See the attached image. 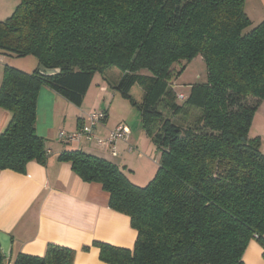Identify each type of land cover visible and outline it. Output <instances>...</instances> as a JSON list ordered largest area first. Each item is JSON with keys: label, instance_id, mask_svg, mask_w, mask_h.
Wrapping results in <instances>:
<instances>
[{"label": "trees", "instance_id": "obj_1", "mask_svg": "<svg viewBox=\"0 0 264 264\" xmlns=\"http://www.w3.org/2000/svg\"><path fill=\"white\" fill-rule=\"evenodd\" d=\"M245 0H18L0 21V55L36 59L41 76L3 66L0 171L45 165L35 131L42 86L79 107L95 74L117 69V92L143 91L144 133L159 152L143 187L120 169L80 150L58 156L83 182L108 194L127 216L132 249L96 243L105 264H243L250 241L264 259V145L250 135L264 100V21L253 25ZM201 57L206 80L177 100L174 78ZM88 247H84L86 251ZM75 251L48 245L42 257L18 254L0 264H75Z\"/></svg>", "mask_w": 264, "mask_h": 264}, {"label": "crops", "instance_id": "obj_2", "mask_svg": "<svg viewBox=\"0 0 264 264\" xmlns=\"http://www.w3.org/2000/svg\"><path fill=\"white\" fill-rule=\"evenodd\" d=\"M244 11L253 25L259 24L264 21V0H245ZM5 60L15 62L13 57L0 55V66ZM12 67L20 70L18 66ZM36 68L37 63L32 62L29 70L21 71L29 73ZM120 77V73H115L116 83L111 84L101 75L98 78L94 75L79 107L46 86L39 89L35 131L46 141L49 151L46 163L30 162L24 173L0 171V233L11 239V262L18 254L42 257L50 244L74 250L75 264H105L99 260L96 243L132 249L136 232L131 228L129 218L108 207V194L99 184L83 182L68 163L58 160L63 151L80 150L117 166L136 186L143 187L141 183L147 184L153 178L159 155L152 162L149 160L154 151L148 147L144 131L137 133L128 128L127 142L117 143L115 157L107 148L97 147L84 139L78 144H66L59 139L60 132L74 133L80 125L88 128L86 115L92 111L105 114V119L95 127L96 137L106 138L118 125H126L127 117L113 120L109 116L115 101L119 100L115 86ZM189 87L184 91L185 95ZM120 100L123 104V99ZM261 108L264 109V100L254 114L250 135L255 124L264 125V118L257 112ZM9 119L10 114L0 109V132ZM141 145L144 152L136 150ZM129 146L132 151H128ZM154 150L156 152L155 147ZM84 247L88 249L84 251ZM242 263L264 264L262 249L255 241L248 243Z\"/></svg>", "mask_w": 264, "mask_h": 264}, {"label": "rangeland", "instance_id": "obj_3", "mask_svg": "<svg viewBox=\"0 0 264 264\" xmlns=\"http://www.w3.org/2000/svg\"><path fill=\"white\" fill-rule=\"evenodd\" d=\"M18 4V0H0V19H5L8 16L12 14V12L15 10L16 6ZM15 62H10L6 61L0 66V83H1V76H2V68L3 66H18L17 68H20V70H29L27 69L28 67L30 68V63H37L36 59L32 56H27V57H21V58H13ZM13 61V60H12ZM31 61V62H30ZM12 64V65H10ZM20 64V65H17ZM2 67V68H1ZM37 69V68H36ZM19 70V69H18ZM27 72V71H25ZM33 71H29V73H32ZM119 73V71L115 68L105 71L103 73V78H105L108 82H111V84L114 82V74ZM96 78L100 77V74H95ZM98 75V76H97ZM206 80V69L205 65L201 59V57L197 56L195 57L185 68V70L176 78L171 81L172 83L174 82L175 91H180L182 93H185L186 90H188V87L191 85L195 84H202ZM114 88V87H113ZM185 91V92H184ZM118 93V99L115 101L114 106L110 110V118L113 120H119L121 118L127 117L126 125L128 126L129 129H131L133 132H142V126H141V118H140V111L138 109L139 105L142 102V97H143V91L138 87L134 86L131 88L129 91V96L131 100H133L132 104L129 99L125 98L122 96L119 92ZM120 99H123V104ZM125 101V102H124ZM125 103V104H124ZM258 115L260 117L264 118V109L261 108V111L258 110ZM123 120V119H121ZM258 133H260L259 138L262 142H264V125L258 126L257 124L254 125V128L251 130V136H258ZM262 134V136H261ZM145 139L148 142V147H151L153 149V154L152 157H148L149 160L152 162L154 158H158L159 152L154 150V145L151 142L150 138H148L146 135ZM156 148V147H155ZM138 152H144L143 151V146L138 147L136 149ZM145 154V153H144ZM148 156L147 154H145ZM144 155V156H145ZM146 158V157H145ZM148 182V181H147ZM144 184L142 186H145L146 183H141Z\"/></svg>", "mask_w": 264, "mask_h": 264}, {"label": "built area", "instance_id": "obj_4", "mask_svg": "<svg viewBox=\"0 0 264 264\" xmlns=\"http://www.w3.org/2000/svg\"><path fill=\"white\" fill-rule=\"evenodd\" d=\"M176 98L178 101L182 102L185 100L184 93H177ZM88 121V128L80 125L76 132L74 133H59V139L66 144H78L81 139L87 142L94 143L97 147L107 148L110 155L115 157L117 155L116 145L119 142H127V137L129 135V129L126 125H118L112 131L109 132L106 138H100L95 136V127L100 124L105 119V114L103 112L92 111L86 115ZM131 146L128 147V151H132Z\"/></svg>", "mask_w": 264, "mask_h": 264}, {"label": "water", "instance_id": "obj_5", "mask_svg": "<svg viewBox=\"0 0 264 264\" xmlns=\"http://www.w3.org/2000/svg\"><path fill=\"white\" fill-rule=\"evenodd\" d=\"M38 73L41 76H53L59 73L58 69H45L40 66L38 68ZM0 251L6 261L10 260V252H11V239L9 236L0 233Z\"/></svg>", "mask_w": 264, "mask_h": 264}]
</instances>
